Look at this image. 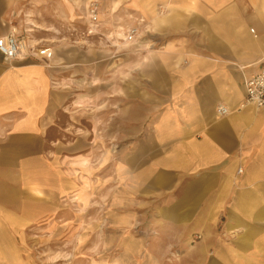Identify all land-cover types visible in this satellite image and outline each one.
Returning a JSON list of instances; mask_svg holds the SVG:
<instances>
[{
    "label": "crops",
    "instance_id": "obj_1",
    "mask_svg": "<svg viewBox=\"0 0 264 264\" xmlns=\"http://www.w3.org/2000/svg\"><path fill=\"white\" fill-rule=\"evenodd\" d=\"M93 2L111 35L130 16L144 20L135 42L120 43L118 64L60 40L65 20ZM12 27L20 56L0 53V243L48 210L57 167L94 146L102 113L131 138L120 162L136 207L151 204L165 234L184 236L182 257L264 264V108L245 104L244 89L264 58V0H0V36ZM39 39L51 58L29 55ZM103 61L116 68L97 91ZM65 124L87 134L68 146Z\"/></svg>",
    "mask_w": 264,
    "mask_h": 264
},
{
    "label": "rangeland",
    "instance_id": "obj_2",
    "mask_svg": "<svg viewBox=\"0 0 264 264\" xmlns=\"http://www.w3.org/2000/svg\"><path fill=\"white\" fill-rule=\"evenodd\" d=\"M68 20L83 29L79 17ZM101 27V33L84 36L74 45L118 64L125 47L120 48L124 45L114 36L106 39L108 33ZM111 41L118 46H110ZM63 44H69V40L65 39ZM104 62L96 67L97 75L102 77L92 85L97 91L104 90V76L109 78L116 68V64L106 68ZM87 80L88 77L77 81L74 87L87 91ZM96 101L102 104L103 97ZM108 117L96 115L94 146L80 147L69 154L80 157L79 163L66 158L62 168L57 167L54 183L60 188L58 191L48 188V210L33 212L29 226L10 228L7 242L0 243V264H205L199 258L182 257L184 236L174 231L165 234V228L154 218L151 204L136 207L135 196L122 177L120 162L126 150L122 145L131 138L125 140L119 127L109 130ZM113 118L119 120V115ZM85 119V124L81 121L80 125H88ZM64 127L67 129L62 142L68 146L73 137L87 134L82 126L80 130H72L66 124ZM189 238L187 248L194 250L202 236L194 233Z\"/></svg>",
    "mask_w": 264,
    "mask_h": 264
},
{
    "label": "built area",
    "instance_id": "obj_3",
    "mask_svg": "<svg viewBox=\"0 0 264 264\" xmlns=\"http://www.w3.org/2000/svg\"><path fill=\"white\" fill-rule=\"evenodd\" d=\"M79 19H82L83 29L77 27L72 21L65 22L66 25L63 27V32L60 36V40L63 42L65 39L69 40V44H79L82 41L83 37L98 35L101 33L100 27L102 22L99 18V13L97 10L96 3H90L87 9V13L79 16ZM131 20L130 24L127 26L118 25L115 27L114 34L108 33L106 35L110 38L114 36L117 40H120V43L130 44L135 42L140 36V26L144 20L142 18L129 17ZM12 31L8 34L0 36V53L7 58L8 60L17 59L21 52V42L17 39L16 32L17 30L12 27ZM25 33H29L31 29L23 28ZM61 32V31H58ZM251 32L253 30L251 29ZM113 44L114 42L111 41ZM119 43V44H120ZM117 47V44H113ZM30 56L39 55L42 58L49 59L52 57L53 50L51 46H48L46 41L39 39L35 44L29 46ZM261 66L259 71L246 79L244 82L245 89V104L252 105L256 108H264V58L261 60ZM216 112L218 115H223L228 112L227 108L224 105H218L216 107Z\"/></svg>",
    "mask_w": 264,
    "mask_h": 264
}]
</instances>
